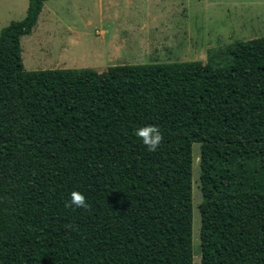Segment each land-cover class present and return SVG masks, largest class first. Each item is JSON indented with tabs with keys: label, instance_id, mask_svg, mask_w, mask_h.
Returning <instances> with one entry per match:
<instances>
[{
	"label": "trees",
	"instance_id": "trees-1",
	"mask_svg": "<svg viewBox=\"0 0 264 264\" xmlns=\"http://www.w3.org/2000/svg\"><path fill=\"white\" fill-rule=\"evenodd\" d=\"M44 1L0 30V264H192L194 143L199 264H264V36L205 63L26 71Z\"/></svg>",
	"mask_w": 264,
	"mask_h": 264
},
{
	"label": "rangeland",
	"instance_id": "rangeland-1",
	"mask_svg": "<svg viewBox=\"0 0 264 264\" xmlns=\"http://www.w3.org/2000/svg\"><path fill=\"white\" fill-rule=\"evenodd\" d=\"M28 0H0V30L25 16ZM264 36V0H46L20 38L26 71L183 61ZM192 151V264H199V145Z\"/></svg>",
	"mask_w": 264,
	"mask_h": 264
},
{
	"label": "clouds",
	"instance_id": "clouds-1",
	"mask_svg": "<svg viewBox=\"0 0 264 264\" xmlns=\"http://www.w3.org/2000/svg\"><path fill=\"white\" fill-rule=\"evenodd\" d=\"M135 135L143 142L150 152L156 151L164 139L159 127L151 124L136 129ZM71 206L83 209H88L90 207L86 201V197L79 191L71 192L70 203L67 204L66 207Z\"/></svg>",
	"mask_w": 264,
	"mask_h": 264
}]
</instances>
